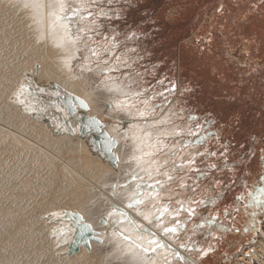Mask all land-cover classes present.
<instances>
[{
  "label": "rangeland",
  "instance_id": "rangeland-1",
  "mask_svg": "<svg viewBox=\"0 0 264 264\" xmlns=\"http://www.w3.org/2000/svg\"><path fill=\"white\" fill-rule=\"evenodd\" d=\"M65 1L81 47L72 68L101 96L98 115L120 149L139 129L161 143L151 153L160 168L140 188L157 196L140 210L159 208L154 224L178 228L176 241L204 264H261L234 258L264 237V79L233 54L240 0ZM112 84L128 95L106 98Z\"/></svg>",
  "mask_w": 264,
  "mask_h": 264
},
{
  "label": "bare ground",
  "instance_id": "bare-ground-1",
  "mask_svg": "<svg viewBox=\"0 0 264 264\" xmlns=\"http://www.w3.org/2000/svg\"><path fill=\"white\" fill-rule=\"evenodd\" d=\"M65 3L0 0V264H204L182 246L184 240L176 241L178 228L154 224L159 208L140 210L157 196L156 188H140L160 168L151 155L160 142L139 129L120 149L98 115L101 96L88 91L90 80L72 68L81 47L70 37ZM53 84L83 99L85 114L104 123L118 143L116 167L94 152L92 135L82 136L83 111L69 116L55 93L50 95ZM124 88L112 84L102 94L124 97ZM70 212L79 213L101 239L72 256ZM198 250L206 254L202 245ZM234 258H261L264 264V237L242 246Z\"/></svg>",
  "mask_w": 264,
  "mask_h": 264
},
{
  "label": "water",
  "instance_id": "water-1",
  "mask_svg": "<svg viewBox=\"0 0 264 264\" xmlns=\"http://www.w3.org/2000/svg\"><path fill=\"white\" fill-rule=\"evenodd\" d=\"M28 91V87H24ZM55 93L56 99L68 110L69 116L76 114V110L83 111L81 119V133L82 136L92 135L90 145L95 153H97L103 160L116 167L119 162L116 149L117 141L105 131L104 123L97 117H89L85 114L89 107L87 103L74 95L68 94L60 90L57 85L53 84L50 95ZM54 104V103H50ZM41 110V109H40ZM34 113H39L34 111ZM66 217L71 222V229L74 231L73 241L69 247V256L78 253L81 247L90 248L91 242L101 243L99 232L95 231L92 225L84 222L83 217L79 213H66ZM104 224V220L102 225Z\"/></svg>",
  "mask_w": 264,
  "mask_h": 264
},
{
  "label": "crops",
  "instance_id": "crops-1",
  "mask_svg": "<svg viewBox=\"0 0 264 264\" xmlns=\"http://www.w3.org/2000/svg\"><path fill=\"white\" fill-rule=\"evenodd\" d=\"M237 9L232 11V19L228 22V29L236 35L234 41V55H242L245 73L251 78L257 73L258 80L264 76V3L255 0H240ZM248 65V66H247Z\"/></svg>",
  "mask_w": 264,
  "mask_h": 264
},
{
  "label": "snow or ice",
  "instance_id": "snow-or-ice-1",
  "mask_svg": "<svg viewBox=\"0 0 264 264\" xmlns=\"http://www.w3.org/2000/svg\"><path fill=\"white\" fill-rule=\"evenodd\" d=\"M168 231H174V229H169Z\"/></svg>",
  "mask_w": 264,
  "mask_h": 264
}]
</instances>
